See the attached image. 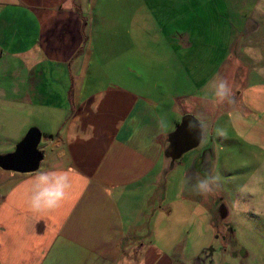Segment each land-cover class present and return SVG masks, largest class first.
I'll list each match as a JSON object with an SVG mask.
<instances>
[{
  "label": "crops",
  "instance_id": "0c3cea01",
  "mask_svg": "<svg viewBox=\"0 0 264 264\" xmlns=\"http://www.w3.org/2000/svg\"><path fill=\"white\" fill-rule=\"evenodd\" d=\"M108 5L0 0V67L23 71L17 81L13 73L0 82V154L12 151L30 127L41 133L42 152L37 170L0 174V264H212V253L192 256L186 239L169 243L154 222L159 213L184 211L174 209L176 201H194L192 184L219 157L208 139L201 144L208 135L200 123L202 140L183 167L180 194L168 198L166 135L184 114L196 118L205 104L215 105L214 97L202 96L206 82L176 94L117 64L132 52L128 39L142 33L122 30L125 15L115 12L113 19ZM239 108L227 112L233 128L246 132L247 144L264 147V82L246 84ZM221 114L207 117L214 140L226 135ZM52 171L70 173L69 195L58 209L34 213L28 204L33 178Z\"/></svg>",
  "mask_w": 264,
  "mask_h": 264
},
{
  "label": "rangeland",
  "instance_id": "374dc122",
  "mask_svg": "<svg viewBox=\"0 0 264 264\" xmlns=\"http://www.w3.org/2000/svg\"><path fill=\"white\" fill-rule=\"evenodd\" d=\"M104 1H111L105 12L113 19L116 18L115 12L125 15L124 25L121 22L122 30L142 33V38L128 39L127 47L132 52L127 53L125 60L117 57V64L129 67L145 79H156L163 84V90H172L176 94L194 92L206 82L207 87L200 92L202 96H212V78L219 73L216 81H226L231 89V96L223 104H205L200 109L201 115H196L204 126V134L208 135L201 144L208 139L219 156L213 160L215 162H210V168L204 164L206 169L202 171L201 178L219 175L218 189L205 197L197 194L191 183L194 201L186 207L185 201L178 200L174 209L183 205L184 211L180 208L169 216L157 214L155 231L163 227L160 230L167 234L169 243L186 239V248L192 256H198L211 247L212 264H264V147L247 144L246 132L240 127L235 131L232 125L235 120L227 113L233 108L240 110L247 83L264 82V0ZM113 1H120L121 5ZM245 17L257 23L256 30L248 34L243 32ZM117 28V25L111 27ZM129 40L133 43L129 44ZM12 71L1 66L0 82L6 77L11 79L13 73L15 81L22 78L20 67ZM15 89L21 91L22 87L16 84ZM4 105L0 103V109ZM49 113L47 111L48 116ZM216 113H222L220 125L226 135L214 140V135L208 132L213 130L212 124L207 123L208 118ZM198 147L184 153L167 169L168 198L179 196L183 167L190 163L189 157L196 153ZM4 171L0 169V174ZM191 175L192 172L189 177ZM163 185L153 188L152 193L162 189ZM198 196L205 205H199ZM220 203L226 210L221 218L217 213ZM154 205L157 208L160 204L155 201ZM186 210L189 212L185 213ZM212 223L217 224V229ZM222 223L232 225L235 239L234 244L226 246L224 254L218 252L219 240L214 237L217 232L226 235ZM154 238L158 242L162 239H157L156 235ZM239 247L247 254L243 259L230 255Z\"/></svg>",
  "mask_w": 264,
  "mask_h": 264
},
{
  "label": "water",
  "instance_id": "95a60500",
  "mask_svg": "<svg viewBox=\"0 0 264 264\" xmlns=\"http://www.w3.org/2000/svg\"><path fill=\"white\" fill-rule=\"evenodd\" d=\"M254 29H256L254 21L247 18L244 22L245 32L249 33ZM40 140V131L36 127H30L12 151L0 154V169L16 173L37 170L42 160V152L38 148ZM201 140L200 122L191 114H184L175 128L166 135L167 146L163 155L168 160V168H171L184 153L198 147Z\"/></svg>",
  "mask_w": 264,
  "mask_h": 264
},
{
  "label": "clouds",
  "instance_id": "9594fccd",
  "mask_svg": "<svg viewBox=\"0 0 264 264\" xmlns=\"http://www.w3.org/2000/svg\"><path fill=\"white\" fill-rule=\"evenodd\" d=\"M214 103L223 104L231 96V89L226 81L218 80L212 85ZM230 102V101H229ZM194 188L197 194L208 196L219 187V175L197 176ZM33 188L28 196V204L34 213H49L65 201L71 190L70 173L66 171L42 172L33 178Z\"/></svg>",
  "mask_w": 264,
  "mask_h": 264
},
{
  "label": "flooded vegetation",
  "instance_id": "af4514ba",
  "mask_svg": "<svg viewBox=\"0 0 264 264\" xmlns=\"http://www.w3.org/2000/svg\"><path fill=\"white\" fill-rule=\"evenodd\" d=\"M247 18H250V17H245V19L244 20H246ZM250 19H252V18H250ZM253 20V19H252ZM254 21V20H253ZM244 22V21H243ZM254 23H255V25H256V28H257V23L254 21ZM254 30H256V29H254ZM254 30H252L251 32H253ZM243 32L244 33H246L245 32V30H244V24H243ZM250 33V32H249ZM248 34V33H247ZM207 152V150H204L201 154H202V156H203V154L204 153H206ZM203 162H204V160H203ZM202 162V163H203ZM225 207L223 206V204L222 203H220L218 206H217V213H218V215L220 216V218L222 217L221 216V214L222 213H225ZM226 224L225 223H222V226H223V228H226V231H227V233H226V235L225 234H220V232H217V233H215L214 234V236H215V238L217 239V240H219V246L217 247L218 248V252L219 253H221V254H224V252L226 251V246H228V245H231V244H234V241H235V239H234V233H233V228H232V225L230 224V223H228L226 226H225ZM212 226H213V228H215L216 227V229H217V224L215 223H212ZM218 233H219V235H218ZM221 242H223L224 244L222 245V244H220ZM210 249V250H209ZM212 248L210 247V248H207V249H205L204 250V255H210L211 253H212ZM246 253L244 252V250H243V252H242V249H240V247L237 249V251L236 252H234V251H232L231 252V254L230 255H232V257H234V258H236V257H239V258H244L246 255H245Z\"/></svg>",
  "mask_w": 264,
  "mask_h": 264
}]
</instances>
